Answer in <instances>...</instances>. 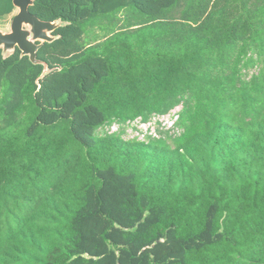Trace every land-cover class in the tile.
<instances>
[{"label":"trees","instance_id":"16d2710c","mask_svg":"<svg viewBox=\"0 0 264 264\" xmlns=\"http://www.w3.org/2000/svg\"><path fill=\"white\" fill-rule=\"evenodd\" d=\"M29 12L64 26L42 77L0 53V264H264V0ZM179 106V135L124 139Z\"/></svg>","mask_w":264,"mask_h":264},{"label":"water","instance_id":"95a60500","mask_svg":"<svg viewBox=\"0 0 264 264\" xmlns=\"http://www.w3.org/2000/svg\"><path fill=\"white\" fill-rule=\"evenodd\" d=\"M33 3L34 0H12L17 14L12 18L9 32L2 33L0 31V52L2 57L6 58L7 54L14 53L16 49L19 50L20 56L28 57L32 64L43 65L42 77L48 73V69L45 63L36 59L38 49L43 43H52L56 40L57 37L52 33L64 26V23L58 20L54 22L40 21L29 12Z\"/></svg>","mask_w":264,"mask_h":264},{"label":"built area","instance_id":"2783aa9c","mask_svg":"<svg viewBox=\"0 0 264 264\" xmlns=\"http://www.w3.org/2000/svg\"><path fill=\"white\" fill-rule=\"evenodd\" d=\"M180 112V108L176 107L173 110H171L169 113L164 115H156L153 117H150V120L147 122H142L139 118L133 121L129 124V133H133V135L136 136L135 138L143 139L145 135H149L152 137H155V131L156 129L160 130H175L177 129V121H178V114ZM115 126V125H114ZM113 126V127H114ZM143 127H148L147 130L143 131ZM140 136V137H139Z\"/></svg>","mask_w":264,"mask_h":264},{"label":"rangeland","instance_id":"374dc122","mask_svg":"<svg viewBox=\"0 0 264 264\" xmlns=\"http://www.w3.org/2000/svg\"><path fill=\"white\" fill-rule=\"evenodd\" d=\"M16 14H17V10L15 9V10L13 11L12 14L0 18V31H1L2 33H8V32H9L12 18H13ZM0 53H1V52H0ZM8 55H11V53L7 54V56H8ZM1 56H2V55H1ZM179 108L181 109L180 106H179ZM172 110H173V109H172ZM113 126H114V125H111L110 127H105V128H103V129H101V130L98 132V134H99V135H102V134H105V133H107V134L117 133V132L119 131V127H118L117 125H115L114 127H113ZM176 126H177V125H176ZM147 129H148V127H143V128H142L143 131H145V130H147ZM164 131H165V130H164ZM159 132H163V130L156 129V131H155V135H156L155 138H158V137L160 136ZM165 132H168L170 135L175 136V135H179V134H180L181 129H179L178 126H177V129H175V130H169V131H165ZM136 133H137V132H135V135H133V133H129V131L127 130V131H125L124 139H126V138L137 137V136H136ZM145 136H146V135H145ZM139 137H140V136H139ZM137 139H138V138H137ZM138 140H142L141 137H140V139H138Z\"/></svg>","mask_w":264,"mask_h":264}]
</instances>
